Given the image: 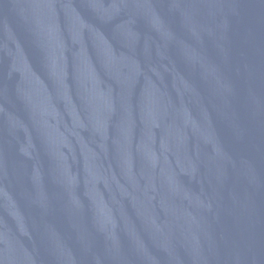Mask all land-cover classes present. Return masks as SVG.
I'll return each instance as SVG.
<instances>
[{
    "label": "water",
    "instance_id": "water-1",
    "mask_svg": "<svg viewBox=\"0 0 264 264\" xmlns=\"http://www.w3.org/2000/svg\"><path fill=\"white\" fill-rule=\"evenodd\" d=\"M0 264H264V0H0Z\"/></svg>",
    "mask_w": 264,
    "mask_h": 264
}]
</instances>
